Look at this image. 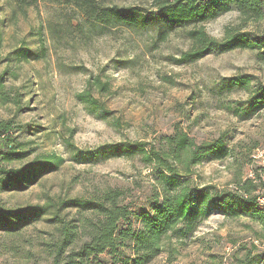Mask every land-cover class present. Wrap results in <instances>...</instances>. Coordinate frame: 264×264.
<instances>
[{
    "label": "rangeland",
    "instance_id": "obj_1",
    "mask_svg": "<svg viewBox=\"0 0 264 264\" xmlns=\"http://www.w3.org/2000/svg\"><path fill=\"white\" fill-rule=\"evenodd\" d=\"M152 1L106 3L150 10ZM80 22L66 0H0V81L9 98L4 102L0 97V118L12 119V134L21 144L16 151L27 153L12 165L50 154L63 158L57 171L46 172L27 189L0 190V204H48L58 209L61 200L88 199L103 189L119 188L130 209H149L158 183L154 168L144 164L141 154L130 159L103 149L76 162L66 139L83 151H93L105 144H158L161 136L176 129L196 142L221 134L230 156L194 165L188 177L191 183L235 189L238 180L254 178L259 184L257 174L264 179L261 165L251 159L254 150L264 151V109L247 118L233 114L231 109L248 92L228 86V78L234 75H251L250 86L264 85V49H218L180 63L177 60L191 48L189 27L161 39L152 30L120 26L88 35L81 31ZM240 25L244 26L232 8L205 22L204 29L221 40L225 27ZM242 28L263 34L264 20ZM24 47L33 51L27 60L19 54L21 50L17 52ZM96 79L107 83L108 89L99 91ZM211 207L192 234L163 239V251L149 264H231L241 245L249 248L254 243L252 254L264 251L256 220L243 213L225 215ZM75 211L65 208L62 213L70 218ZM55 231L54 224L43 219L14 236L0 232V264L46 263L44 242ZM120 255L129 256V250L124 248ZM111 257L105 251L96 260L115 263ZM258 264H264V258Z\"/></svg>",
    "mask_w": 264,
    "mask_h": 264
},
{
    "label": "trees",
    "instance_id": "obj_2",
    "mask_svg": "<svg viewBox=\"0 0 264 264\" xmlns=\"http://www.w3.org/2000/svg\"><path fill=\"white\" fill-rule=\"evenodd\" d=\"M13 1L19 3L23 0ZM66 1L77 11L81 31L88 35L89 32L120 26L135 31L152 30L164 39L174 30L189 27L187 36L191 48L177 60L180 63L192 62L218 49H264V33L242 28L249 22L264 20V0H153L150 10L139 5L107 4L106 0ZM232 8L237 11L244 26L225 27L221 40L210 36L204 29V23ZM17 52L23 60L33 55L27 47ZM251 81V75L228 78V86L236 85L248 92L247 98L236 102L235 108L231 109L233 114L242 118L264 109V85L255 83L250 86ZM2 85L0 81V97L6 102L9 98ZM95 85L99 91L108 89L107 83L97 79ZM85 97L89 94L85 93ZM12 123V119L0 118V190L6 191L27 189L46 172L57 171L63 161L61 156L50 154L42 159L34 158L24 164L12 165V162L27 156L25 152L16 151L21 144L12 134ZM65 145L76 162H82L87 156L103 149L130 159L135 154H141L144 164L154 168L158 187L148 210L141 207L130 209V205L123 202L119 188L103 189L88 199L73 196L61 200L58 209L54 205L47 207L48 204L25 207L0 204V232L5 236H14L22 228L43 219L54 224L56 231L44 242V264H103L96 259L105 251L114 258L111 262L114 260L115 263L111 264H149L163 251V239L171 236L179 239L192 234L198 223L207 217V207L211 206L225 215L243 213L256 220L264 238V213L256 205L255 193L258 189L264 190V179L259 174V184L254 178H246L242 182L238 180L235 189H219L212 184L198 186L188 179L193 166L203 160L230 156L231 149L224 135L196 142L186 132L176 129L174 133L161 136L158 144H105L93 151H83L69 139L65 140ZM261 169L264 174V167ZM54 208L56 210H52ZM65 208H74L76 213L67 218L62 213ZM124 248L129 250V256H117L124 254ZM253 248H256L254 243L249 248L239 246L231 264H258L264 258V251L252 254ZM239 251H242L241 255H238Z\"/></svg>",
    "mask_w": 264,
    "mask_h": 264
},
{
    "label": "built area",
    "instance_id": "obj_3",
    "mask_svg": "<svg viewBox=\"0 0 264 264\" xmlns=\"http://www.w3.org/2000/svg\"><path fill=\"white\" fill-rule=\"evenodd\" d=\"M253 161H258L261 167H264V151L256 149L251 155ZM256 205L264 213V190H257Z\"/></svg>",
    "mask_w": 264,
    "mask_h": 264
}]
</instances>
